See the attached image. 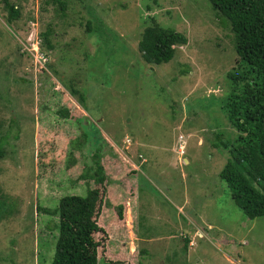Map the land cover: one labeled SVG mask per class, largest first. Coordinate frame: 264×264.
Returning a JSON list of instances; mask_svg holds the SVG:
<instances>
[{
    "label": "rangeland",
    "instance_id": "obj_1",
    "mask_svg": "<svg viewBox=\"0 0 264 264\" xmlns=\"http://www.w3.org/2000/svg\"><path fill=\"white\" fill-rule=\"evenodd\" d=\"M10 1L20 14L10 22L1 1L0 264H49L59 220L43 208L92 187L106 229L98 264H264V216L236 205L219 175L229 150L212 144L218 129L219 143L237 131L219 99L239 67L233 28L209 1ZM154 19L188 39L169 62L139 48ZM98 150L107 184L92 177Z\"/></svg>",
    "mask_w": 264,
    "mask_h": 264
},
{
    "label": "trees",
    "instance_id": "obj_2",
    "mask_svg": "<svg viewBox=\"0 0 264 264\" xmlns=\"http://www.w3.org/2000/svg\"><path fill=\"white\" fill-rule=\"evenodd\" d=\"M1 1L5 3L9 21L16 19L20 14L19 7L10 0H0V3ZM52 1L58 3L63 10L67 7V0ZM208 1L233 28L239 67L229 72L231 87L227 95L219 99V107L225 111L237 131L226 141L219 143L218 139L221 136L224 138L226 132L218 129L212 144L229 150L230 156L219 175L227 183L236 205L252 220L264 216V0ZM89 12L94 13L93 6L89 7ZM87 27L91 30V21H88ZM41 35L46 45L52 48L53 44L48 39L49 31H43ZM187 41L184 33L171 26L161 25L154 19L152 24L145 26L139 48L148 63L160 64L169 62L175 55L176 47ZM70 93L77 95L79 103L87 108L86 92L71 86ZM97 134L98 138L94 143L104 140L99 130ZM5 138L6 135L0 138V155L4 153L2 144ZM88 140H91L89 136ZM101 154L98 150L97 166L90 167L97 184L110 181L105 167L100 163ZM134 182L138 186L137 178ZM102 202L101 190L92 187L86 196L65 194L55 209L43 208L44 211L57 215L59 220V234L49 264L99 263V240L95 234L106 232L104 225L99 223ZM141 206L139 205L140 226L143 221ZM121 208L120 205V215ZM1 209L0 201V211ZM139 264L144 263L140 260Z\"/></svg>",
    "mask_w": 264,
    "mask_h": 264
},
{
    "label": "built area",
    "instance_id": "obj_3",
    "mask_svg": "<svg viewBox=\"0 0 264 264\" xmlns=\"http://www.w3.org/2000/svg\"><path fill=\"white\" fill-rule=\"evenodd\" d=\"M40 36H38V37H35V42L37 43V44H40L41 43V39L39 38ZM35 50V49H34Z\"/></svg>",
    "mask_w": 264,
    "mask_h": 264
},
{
    "label": "crops",
    "instance_id": "obj_4",
    "mask_svg": "<svg viewBox=\"0 0 264 264\" xmlns=\"http://www.w3.org/2000/svg\"><path fill=\"white\" fill-rule=\"evenodd\" d=\"M144 236L146 237V239H150V235H148L147 233L143 232ZM148 242H150L149 240H147Z\"/></svg>",
    "mask_w": 264,
    "mask_h": 264
},
{
    "label": "clouds",
    "instance_id": "obj_5",
    "mask_svg": "<svg viewBox=\"0 0 264 264\" xmlns=\"http://www.w3.org/2000/svg\"><path fill=\"white\" fill-rule=\"evenodd\" d=\"M39 36V35H38Z\"/></svg>",
    "mask_w": 264,
    "mask_h": 264
}]
</instances>
